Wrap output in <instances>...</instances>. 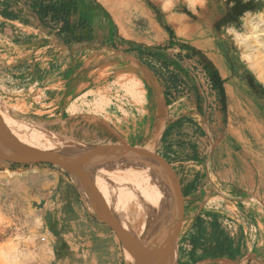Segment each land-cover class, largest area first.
<instances>
[{
	"label": "rangeland",
	"instance_id": "rangeland-1",
	"mask_svg": "<svg viewBox=\"0 0 264 264\" xmlns=\"http://www.w3.org/2000/svg\"><path fill=\"white\" fill-rule=\"evenodd\" d=\"M13 1L0 0V120L70 148L89 141L116 173L131 153L148 264L264 260V168L251 185L236 170L240 157L264 164V0H27V15ZM129 86L148 90L144 113ZM103 90L122 101L126 137L67 115ZM16 103L30 109L6 108ZM13 153L0 148V264H125L88 165L66 162L79 180L53 154Z\"/></svg>",
	"mask_w": 264,
	"mask_h": 264
},
{
	"label": "crops",
	"instance_id": "crops-1",
	"mask_svg": "<svg viewBox=\"0 0 264 264\" xmlns=\"http://www.w3.org/2000/svg\"><path fill=\"white\" fill-rule=\"evenodd\" d=\"M11 6L13 7V11L18 13V14H26L24 13L27 9L28 3L27 0H14L13 3H11ZM89 15L87 16V18L89 19V22L91 24L90 29L87 28V32H89V30H91V37L90 33H87L90 38L92 40H95L97 34H98V30L95 28V20L93 17V14L95 12V7L94 5H92L89 8ZM97 13V12H96ZM119 89V88H118ZM119 90H122L123 92V97L127 98V102L129 104H131L136 111L144 113L145 112V106L148 104V90L147 89H139L138 87H124L121 88ZM102 93V94H101ZM100 94L103 96V101L104 104H102L103 107V115L101 120H104L105 122L109 123L111 126H113V128L118 132V134L122 135V136H127L128 134V130L123 129V125L121 123V119L118 117L117 114V110H123L121 107L122 101L119 98L118 94L116 93L115 95V99L116 102H120L121 104H117L112 102L111 99V94L106 92V90L102 91ZM93 96V94H92ZM10 107V108H9ZM7 109H10L15 112H19V113H24L27 112L29 108V106H24L23 103H16V104H10L8 106H6ZM67 115L68 116H73V115H78V111L75 108V106H71V108H69V110L67 109ZM124 113V112H123ZM85 113L83 112L82 115H84ZM13 128H15L14 126H12ZM21 130V133H19L22 136L28 135L26 136L24 139H22L23 141L26 140L27 138L31 137V135H37L38 137H43L44 132L42 133H37L34 132L33 130H29L28 128L22 127V128H18ZM20 135H16V137L18 136V138L20 139ZM50 140H48L49 142ZM52 142V141H51ZM53 143V142H52ZM58 143V142H55ZM54 143V144H55ZM89 145H91L89 143ZM87 145L86 147H79V150H81L82 153H84L85 155L88 156H92L94 155V153L99 154V155H103L104 160L106 159V153L104 152H98L96 151V148L93 149H89ZM13 153V151H12ZM14 154V153H13ZM91 163L93 164V166H89V168H85V170L88 171V173L91 174L90 178L88 179V183L94 188V186L99 187L98 190V195H101V199H103L105 202H107L106 208H102L103 209V213H107V215L109 216V220H111L110 222L113 223V230H115L116 234H117V239L120 241V246H121V250H122V254H123V258H124V263L126 262V264H143V259H146L147 262V256H146V251L151 252L150 250H152L153 248V243L148 242V244L150 243V247L145 246V244L142 242L145 237V232H142L141 230H139V226L137 225L136 221H139L137 219V217L133 212V208L131 207V203L130 201L132 200L137 201L138 198L135 197V194L133 193L134 190L132 189V185L136 184V180L135 178V174L134 171L131 174V176H129V169H126V171H122L120 169H118V172L116 173L115 169L113 167H111V165L109 163H106L104 165V163L101 161V159L97 160L96 156L94 155L93 159L91 158ZM96 161V163H95ZM108 161V160H107ZM90 162V161H89ZM65 163L66 166H69L66 164V162H62ZM90 164V163H89ZM106 168V171H104V169ZM120 170V171H119ZM71 171H73L76 175L77 179H82L80 177V173L77 170H73L71 169ZM122 173L124 174V176L121 178ZM94 174L99 175L100 179H95L96 177L94 176ZM126 180V183H124L123 181H120L121 179ZM123 182V183H122ZM86 183V182H85ZM126 186V188L124 187ZM142 186V183H141ZM95 187V188H96ZM124 187V188H123ZM92 188V189H93ZM101 194H100V193ZM143 193V192H142ZM134 195V197L131 198V195ZM145 194V193H144ZM150 197V196H149ZM143 198L146 199V196H144ZM152 199V198H151ZM100 200V199H99ZM139 204V203H138ZM102 207V206H101ZM139 211L143 212L145 209L143 208V206L141 204H139ZM137 209V210H138ZM117 213V215H116ZM119 214V215H118ZM121 214V215H120ZM128 218L127 220L123 219L124 217ZM132 216V217H131ZM176 216V215H175ZM175 216L171 217V219H175ZM130 219H135L134 221H130ZM121 222V223H120ZM159 225V223H156V225ZM150 225V224H149ZM145 227V226H144ZM154 232H152V236L154 234L159 233L158 237H163L164 233H162V230H159L157 227H153ZM137 231L135 234L134 232ZM130 232H132V234H129ZM162 233V234H161ZM150 240V239H149ZM130 247H129V245ZM147 244V245H148ZM143 245V250H139L138 246ZM146 247V248H145ZM136 251L137 253V257L135 259V257H132L131 254L132 252ZM144 252V253H143ZM149 254V253H148ZM145 256V257H144ZM151 256V255H149ZM262 260V262L264 261L263 259H257L254 255H248L245 259L244 262L245 263H239L237 261L232 262L229 261L227 259H220L218 261V264L222 263V264H252V262H257L259 261L257 264H262L260 263ZM148 264V263H147ZM154 264H162L160 263V260L158 258V260L156 262H154Z\"/></svg>",
	"mask_w": 264,
	"mask_h": 264
},
{
	"label": "water",
	"instance_id": "water-1",
	"mask_svg": "<svg viewBox=\"0 0 264 264\" xmlns=\"http://www.w3.org/2000/svg\"><path fill=\"white\" fill-rule=\"evenodd\" d=\"M19 136V135H18ZM18 136H15L7 126L3 120H0V148L7 149L10 151L15 152H38L43 154H53L57 160L60 162H67L68 164L72 165H91L87 164L84 159H93L92 156H88L86 158L85 155L79 150V148H70L65 146L63 142L58 143H49L46 141H39V140H21L24 136L20 135V139ZM27 141V142H26ZM31 141V142H29ZM43 142L42 144H40ZM28 143V144H27ZM90 163V162H89ZM96 163V161H95ZM93 166V164H92ZM128 169H129V176L134 171V159L131 153H128ZM98 206V205H96ZM128 244V243H127ZM129 245V244H128ZM131 245V244H130ZM129 245V247H130ZM139 250H143V245L138 246ZM138 253V252H137ZM136 251L132 252L131 256L136 257L138 256ZM144 253V252H143ZM124 254V252H123ZM145 257V256H144ZM125 261V260H124ZM126 264V262H125ZM143 264H147L146 259H143Z\"/></svg>",
	"mask_w": 264,
	"mask_h": 264
},
{
	"label": "bare ground",
	"instance_id": "bare-ground-1",
	"mask_svg": "<svg viewBox=\"0 0 264 264\" xmlns=\"http://www.w3.org/2000/svg\"><path fill=\"white\" fill-rule=\"evenodd\" d=\"M109 3V2H108ZM121 4V3H120ZM119 11V10H118ZM114 12V11H113ZM118 21V20H117ZM13 24V23H12ZM20 26V25H19ZM28 27V26H27ZM121 27V26H120ZM122 28V27H121ZM29 29V28H28ZM123 30V29H122ZM125 31V30H124ZM127 37V36H126ZM128 38V37H127ZM129 38H131V37H129ZM63 56V55H62ZM261 57V56H260ZM258 58V57H257ZM256 59V58H255ZM84 66V65H83ZM92 75H93V73H92ZM95 75V74H94ZM97 79V78H96ZM97 81V80H96ZM96 83V82H95ZM57 84V83H56ZM55 84V85H56ZM96 90V89H95ZM97 90H98V88H97ZM76 92V91H75ZM96 92V91H95ZM100 92V91H99ZM86 93V92H85ZM101 93V92H100ZM100 93H96V94H93V96L91 97V100H90V102H86L85 101V99H83V100H81L80 101V103L79 104H72L71 106H75V108L77 109V111H78V115H82V113L84 112L85 114L84 115H88L90 118H96V119H100L101 120V118H102V115H103V105L102 104H104V101H103V96L100 94ZM85 96V95H84ZM90 97V96H89ZM77 101V100H76ZM73 103V102H72ZM71 106H69V108H71ZM69 108H68V110H69ZM88 118V117H87ZM101 121H103V120H101ZM6 126L13 132V133H15V136L16 135H20L19 133H21V130L20 129H17V127L16 126H14L15 128H13L12 126L13 125H11V124H8V123H6ZM19 128V127H18ZM39 131V130H38ZM89 134V133H88ZM44 136L43 137H38L37 135H31V137H29V138H27L26 140H39L40 138H42V139H45V140H49L48 138H47V136H46V134L44 133L43 134ZM25 141V140H24ZM27 142V141H26ZM29 142H31V141H29ZM28 144V143H27ZM86 147L87 145H89V141H84V143H82V144H80L79 145V147L81 146V147ZM87 148V147H86ZM84 154V153H83ZM85 155V154H84ZM94 155L96 156V159L97 160H99V159H101V161L104 163V165L106 164V163H108V161L107 160H104L105 158L103 157V155L101 154V155H99V154H95L94 153ZM94 155H93V157H94ZM104 158V159H103ZM239 162H240V166L239 167H237L236 168V170L238 171L237 172V174L239 175V177H244V178H246L247 180V184H252L253 182H254V180H253V178L250 176V174H249V172L252 170V169H258V170H263V168H264V164L262 163V164H258V163H255V164H253V165H251V166H249V164H246L245 163V161L243 160V158L242 157H240L239 158V160H238ZM87 164H89V163H87ZM62 165H63V167L65 168V169H67V171L68 172H70L72 175H74L75 177H76V175H75V173L73 172V171H71V170H69L68 168H67V166L65 165V163H62ZM88 166H90V165H88ZM115 166V165H114ZM104 171H106V168L104 169ZM245 172V173H244ZM243 174H248V176H244ZM120 181H123L124 183H126V180H125V178L124 179H121ZM122 182V183H123ZM240 183V182H239ZM96 186H94V188H93V190L95 191V188ZM125 188H126V186H124ZM123 187V188H124ZM100 193V192H99ZM101 194V193H100ZM95 195H97L98 197V199H100V201H101V203H99L101 206H102V208L104 209V208H106V205H107V202H105L103 199H101V196H99L98 195V191H95ZM214 206H218V204H216V205H214ZM172 207V206H171ZM170 206L169 207H167V208H165V214H167V216L169 217V218H171V217H173V216H175L176 214H175V211L171 208ZM146 212V211H145ZM144 212V213H145ZM143 212H141V211H139L137 214H136V216H134V217H137V219L139 220L140 219V214H142ZM103 214H106V220L107 221H109V223L113 226V223L112 222H110L112 219L111 218H109V216L107 215V213H103ZM116 215H117V213H116ZM119 215V214H118ZM121 215V214H120ZM144 215V214H143ZM147 215V214H146ZM150 215V214H149ZM123 217H124V215H123ZM109 219H111V220H109ZM123 219H125V220H127L128 218H123ZM127 221H129V220H127ZM130 221H134L133 219H130ZM146 222H148V221H146ZM121 223V222H120ZM156 223H159L158 221H156ZM137 231H135L134 232V234L136 233ZM129 234H132V232H130ZM11 250V249H10ZM14 251V252H13ZM10 252H12L11 254H12V256H11V258L12 259H17L18 257H19V254H18V252H16V250H13L12 249V251H10ZM10 258V257H9ZM8 260V259H7Z\"/></svg>",
	"mask_w": 264,
	"mask_h": 264
}]
</instances>
